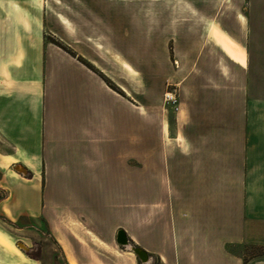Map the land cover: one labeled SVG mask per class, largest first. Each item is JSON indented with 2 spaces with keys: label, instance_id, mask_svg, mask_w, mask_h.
Segmentation results:
<instances>
[{
  "label": "crops",
  "instance_id": "1",
  "mask_svg": "<svg viewBox=\"0 0 264 264\" xmlns=\"http://www.w3.org/2000/svg\"><path fill=\"white\" fill-rule=\"evenodd\" d=\"M238 16L237 35L219 19L180 31L178 110L162 118L125 89L122 65L43 36L6 41L0 156L24 181L6 171L2 211L45 223L68 264H108L119 231L148 264H264V10ZM0 247V264L35 263L14 260L3 233Z\"/></svg>",
  "mask_w": 264,
  "mask_h": 264
},
{
  "label": "rangeland",
  "instance_id": "2",
  "mask_svg": "<svg viewBox=\"0 0 264 264\" xmlns=\"http://www.w3.org/2000/svg\"><path fill=\"white\" fill-rule=\"evenodd\" d=\"M247 9L250 12L264 10V0H0V51L6 41L40 40L43 36L45 41H52L69 52L81 51L87 57H100L110 67L115 62L118 67H124L122 71L118 70L117 76L125 89L132 86L139 90L143 106H151L162 118L167 114L166 92L175 93L177 101L174 105L178 110L180 86L176 78L180 73V56L187 55V48L180 42V31L187 27L198 29L202 25H212L219 19L222 26L237 35L238 15ZM253 18L254 14L250 19ZM17 24L28 26L26 32L19 31ZM32 26L40 31H32ZM212 32L229 51L243 57V51L232 39L215 28ZM3 57L1 54L0 58ZM149 57L154 60L151 64L148 63ZM168 118L173 132L174 114L168 112ZM0 148L4 150L6 146L0 144ZM2 156L0 176L4 175V178L0 181V201L8 195L5 186H9L12 179L7 172L14 176L17 171L11 169L20 170L22 166L16 160L12 165L5 162ZM25 162L29 164L27 160ZM17 174L16 178L24 181V175ZM141 194L144 199L147 197L146 192ZM8 204L9 200L0 203V233L21 255L20 259L14 260L29 262V257L34 264H68L66 254L45 223L25 215L16 221L18 213L15 210L9 214L1 209ZM65 244L68 250V243ZM82 245L87 246L84 239ZM130 246L133 245L127 243L122 247L117 244L114 251L110 249L108 264L149 263V257L147 262H141ZM2 249L0 247V255L4 253Z\"/></svg>",
  "mask_w": 264,
  "mask_h": 264
},
{
  "label": "water",
  "instance_id": "3",
  "mask_svg": "<svg viewBox=\"0 0 264 264\" xmlns=\"http://www.w3.org/2000/svg\"><path fill=\"white\" fill-rule=\"evenodd\" d=\"M117 242L122 245H126L128 243L125 234L122 231L117 233ZM130 250L133 251L141 260V262L145 263L148 261V254L139 247L130 246Z\"/></svg>",
  "mask_w": 264,
  "mask_h": 264
},
{
  "label": "built area",
  "instance_id": "4",
  "mask_svg": "<svg viewBox=\"0 0 264 264\" xmlns=\"http://www.w3.org/2000/svg\"><path fill=\"white\" fill-rule=\"evenodd\" d=\"M164 100L167 102V103H171V104H175L177 99L175 97V93L173 91H170V92H166L164 94Z\"/></svg>",
  "mask_w": 264,
  "mask_h": 264
},
{
  "label": "bare ground",
  "instance_id": "5",
  "mask_svg": "<svg viewBox=\"0 0 264 264\" xmlns=\"http://www.w3.org/2000/svg\"><path fill=\"white\" fill-rule=\"evenodd\" d=\"M3 160L9 164L13 163L15 161V158H13L11 155H4L2 156Z\"/></svg>",
  "mask_w": 264,
  "mask_h": 264
}]
</instances>
